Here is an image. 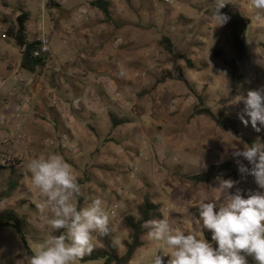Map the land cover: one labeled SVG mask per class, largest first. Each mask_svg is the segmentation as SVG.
Listing matches in <instances>:
<instances>
[{"label": "rangeland", "instance_id": "obj_1", "mask_svg": "<svg viewBox=\"0 0 264 264\" xmlns=\"http://www.w3.org/2000/svg\"><path fill=\"white\" fill-rule=\"evenodd\" d=\"M94 1L68 0L55 8L50 0H0V84L4 82L0 88V165L6 155H13L21 162L24 175L14 195L0 200V212L15 209L28 226L24 239L14 228H0V264H28V251L33 253L38 244L54 235L26 169L33 158L62 155L83 183L78 207L86 199L101 198L119 244L128 238L121 226L123 218L136 215L145 196L163 206L174 229L179 227L186 235L196 229L200 219L197 205L222 193L213 189L217 183L195 187L183 176L205 172L210 164L232 162L241 178L222 179L238 181L236 187L245 198L249 191H264L254 177L240 173L237 158L232 156L231 143L240 149L246 143L232 141L231 130L221 129L207 116L192 117L195 94L202 95L205 106L215 114L226 100L228 116L240 123L253 143L264 144V127L257 132L250 121L245 126L239 118L243 103H233L237 95L246 96L254 88L245 77L246 61L239 64V77L224 64L235 52L230 30L225 24L217 27L209 16L214 0H111L109 20L92 5ZM233 2L237 6L233 10L251 21L246 42L257 89L264 86V51L259 45L264 42V16L257 18L250 0ZM23 12L30 14L29 40L42 33L50 35L53 52L74 74L68 79L59 76L62 86L47 84L42 97H29L24 105L19 102L24 83L10 79L23 56L15 39L6 35ZM164 38L171 40L173 53L161 45ZM167 72L172 76L162 82ZM23 75L25 83L30 81L32 75L24 69ZM8 88L13 95L7 94ZM46 97L47 102L36 101ZM82 97L88 103L74 105ZM44 105L46 109L41 110ZM110 112L129 118L130 123L113 130ZM239 160L251 167L242 157ZM2 171L0 192L6 188L11 170ZM229 192L234 193L235 187ZM202 232L210 243L211 231L205 228ZM146 243L131 264H151L159 245L148 237ZM247 260L255 264L252 257Z\"/></svg>", "mask_w": 264, "mask_h": 264}, {"label": "clouds", "instance_id": "obj_2", "mask_svg": "<svg viewBox=\"0 0 264 264\" xmlns=\"http://www.w3.org/2000/svg\"><path fill=\"white\" fill-rule=\"evenodd\" d=\"M229 3L234 2L214 0L212 18L217 27L229 20L220 12ZM250 6L256 10L257 18L264 16V0H250ZM233 101L244 105L239 118L245 126L250 121L259 132L264 127V86L249 90L246 96L237 95ZM232 137V141H238ZM230 147L240 173L254 177L258 188L264 190V144L257 141L240 149L231 143ZM241 157L250 168L240 162ZM26 169L42 199L40 211L47 216L50 228L61 233L38 244L28 257V264H78L93 252L97 236L111 233L110 214L103 200L86 199L84 206L78 207L77 200L83 196L79 178L60 154L33 158L26 163ZM216 183L213 189L222 195L197 205L200 219L195 222L196 229L187 235L179 227L171 226L163 210V219L143 222L148 239L159 245L151 264H164L161 253L170 257L167 264H248L247 257H252L255 264H264V191H249L245 198L236 187L238 181L217 177ZM234 187L235 192L230 193ZM205 228L211 231L216 248L204 239Z\"/></svg>", "mask_w": 264, "mask_h": 264}, {"label": "trees", "instance_id": "obj_3", "mask_svg": "<svg viewBox=\"0 0 264 264\" xmlns=\"http://www.w3.org/2000/svg\"><path fill=\"white\" fill-rule=\"evenodd\" d=\"M50 6L55 8H61L62 5L50 2ZM92 5L106 16V18L112 19L113 2L111 0H95ZM214 8V7H213ZM213 8L209 10V16L212 17ZM221 14L229 17V20L225 24L230 30V36L232 40L235 57L231 60H226L224 64L232 71V74L239 77L240 63L247 61L250 58V50L247 45L246 39L249 34V27L251 21L245 17L240 11H234L232 6L226 5L220 10ZM30 21V14L27 12L21 13L16 18V25L9 28L6 35L9 38L15 39L17 46L21 49L25 45L28 46V52L23 58L22 67L29 74H43L46 68V61L44 59L34 58L32 55L35 44L31 43L28 38L27 23ZM161 45L164 46L169 52L173 53L174 46L169 38L161 40ZM260 48L264 51V42H260ZM218 56H221V52H217ZM186 59L188 65L192 69H196L195 64ZM165 77L162 82L169 79L172 74L170 72L165 73ZM197 104L194 106L192 117L207 116L212 119L218 127L224 130H231L232 134L241 139L247 145L251 146L253 142L245 135L244 129L240 126V123L235 119L228 116L227 103L228 101H221V110L219 114H215L213 110L205 106L204 98L202 95L195 94ZM109 119L112 125V129L124 126L130 123L129 118L117 115L115 112L109 113ZM258 134V133H256ZM114 141V140H111ZM21 162L14 159L12 164L0 165V171L11 170L7 172L9 181L6 188L0 192V200H7L11 198L14 193L20 187L24 175L21 173ZM4 172V171H2ZM19 172V173H18ZM5 173V172H4ZM223 176L233 177L240 179L241 175L234 169V164L230 161L224 163L210 164L205 172L191 175H184L183 178L195 187L203 186L209 188L216 183L217 177ZM82 186V182L78 181ZM163 206L156 203L149 196H145L144 200L137 205L136 215H127L123 218L121 226L128 232V238L122 240L121 244L117 242V238L111 228V233L105 237L97 236V242L99 247L94 248L90 255H86L81 262H96L104 261V264H131L137 252L146 246V229L142 227V224L146 220L155 219L161 220L164 218L162 211ZM199 216V215H198ZM179 225L180 222L178 223ZM14 228L18 230L24 239V230H27V222L25 217L17 215L15 209H7L0 212V228ZM111 227V226H110ZM60 232H54V235H59ZM25 241V240H24ZM121 248L124 252L121 253ZM30 255L33 253L29 250Z\"/></svg>", "mask_w": 264, "mask_h": 264}, {"label": "built area", "instance_id": "obj_4", "mask_svg": "<svg viewBox=\"0 0 264 264\" xmlns=\"http://www.w3.org/2000/svg\"><path fill=\"white\" fill-rule=\"evenodd\" d=\"M50 1L58 3L60 5H64L68 0H50ZM227 5H230L232 7H237L234 3H229ZM52 40H53V38L46 33H42L41 35L37 36L31 42V43L35 44L32 55L34 58L44 59L46 61L45 71H50L55 76H66V77L71 78L74 74H73V72H71L69 70V68L66 66V64L64 62H62L60 60V58L57 57L55 55V53L53 52ZM20 50H21V54L24 58V56L28 52V46L25 45ZM22 65H23V59L19 63V65L17 66L18 69L13 74L12 80L16 83L25 82V76L23 75V69L24 68L22 67ZM245 65H246V76L245 77H246L247 83L249 84V86L253 87L255 90L256 89L255 84L257 82V78L254 75V70H253V67L251 66L250 60H247L245 62ZM37 91L39 93H42L43 88L39 87V89ZM86 103H87L86 97H83L82 99H79L75 105H81V104L84 105ZM6 156H7L6 158H3V161H2L3 164L2 165L12 164V162L15 159L14 156L13 155H6ZM117 208H118V206L116 205L115 209H117ZM115 214H116L115 211H112V215L115 216ZM162 257L166 263H167L168 259L170 258L167 255H163Z\"/></svg>", "mask_w": 264, "mask_h": 264}, {"label": "crops", "instance_id": "obj_5", "mask_svg": "<svg viewBox=\"0 0 264 264\" xmlns=\"http://www.w3.org/2000/svg\"><path fill=\"white\" fill-rule=\"evenodd\" d=\"M34 39H32V40H30V42H32ZM70 71H71V69H69ZM32 75V77H31V79H30V81H28V82H23L24 84V88H23V90L25 91L24 93H23V95H22V98L21 99H19V102H20V104L22 103L23 105H24V103H25V101L27 100V98H29V97H32V99H35V97L36 96H41L42 97V95L44 94V89H45V86L48 84V85H50V83H52V86H51V88H58V86H62L63 85V81H62V79H60L59 78V76H55V75H53L52 74V72H50V71H45V72H43V74H35V75H33V74H31ZM65 78V77H64ZM68 78H70V77H67L66 79H68ZM11 80H12V76H11V78H10ZM13 81V80H12ZM14 82V81H13ZM14 83H16V82H14ZM27 83H29V84H27ZM4 84V82H2L1 84H0V88H1V86ZM26 84L28 85V86H26ZM56 86V87H55ZM39 87H42L43 88V92L42 93H39L37 90L39 89ZM29 90H32V91H29ZM13 93H14V91H13V89H11V88H8L7 89V94H9V95H13ZM53 95H51V97H52ZM44 97V96H43ZM83 98V97H82ZM81 98V99H82ZM6 99V98H5ZM5 99H3V100H5ZM49 98L48 97H46V98H44V99H40V98H36V101H40V100H43L44 102H47V100H48ZM96 99H99L98 98V96H97V98ZM87 100V99H86ZM17 103V102H16ZM15 103V104H16ZM77 103V101H75L74 102V105ZM87 103H88V100H87ZM82 105V104H81ZM47 105H44V108H40L41 110H45ZM76 107V106H75ZM52 107H50V109H51ZM75 109H77V107L75 108ZM51 112L53 111V110H50ZM74 112H75V110H74ZM76 114V113H75ZM211 244H212V246H213V248H216L217 247V244H216V242H214V241H211L210 242Z\"/></svg>", "mask_w": 264, "mask_h": 264}]
</instances>
